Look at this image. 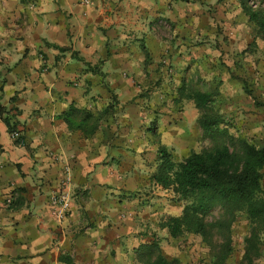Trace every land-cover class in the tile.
<instances>
[{
	"label": "crops",
	"instance_id": "crops-1",
	"mask_svg": "<svg viewBox=\"0 0 264 264\" xmlns=\"http://www.w3.org/2000/svg\"><path fill=\"white\" fill-rule=\"evenodd\" d=\"M249 23L238 0H0V264H144L152 242L195 261L200 237L170 236L180 207L150 175L160 146L190 151L187 63L233 62ZM71 107L100 127L70 128Z\"/></svg>",
	"mask_w": 264,
	"mask_h": 264
},
{
	"label": "trees",
	"instance_id": "trees-1",
	"mask_svg": "<svg viewBox=\"0 0 264 264\" xmlns=\"http://www.w3.org/2000/svg\"><path fill=\"white\" fill-rule=\"evenodd\" d=\"M248 21L254 25L255 36L264 40V7H253L249 2L238 0ZM259 3V2H258ZM249 94L250 91H247ZM180 99L192 100L200 115L198 125L203 136L211 145L199 151H191L180 161L173 159L165 146L158 148L155 169L151 181L164 189L171 190L172 198L183 205L179 215H168L163 223L173 238L184 234L200 237L208 248L209 264H228L233 253L232 227L240 217L249 224L245 237L241 264H253L261 256L264 232V139L250 143L242 137H235L224 124V119L215 108L216 95L181 84ZM254 104L264 111V101L253 98ZM0 107V116L2 115ZM71 107L64 118L70 128H79L85 134L100 127L98 116ZM4 120L9 130L15 129V122ZM219 210L214 216L213 211ZM144 264H181L169 260L152 242L137 249Z\"/></svg>",
	"mask_w": 264,
	"mask_h": 264
},
{
	"label": "rangeland",
	"instance_id": "rangeland-1",
	"mask_svg": "<svg viewBox=\"0 0 264 264\" xmlns=\"http://www.w3.org/2000/svg\"><path fill=\"white\" fill-rule=\"evenodd\" d=\"M255 1V6L251 2L249 4L253 7H257L258 4L264 7V0ZM249 29L253 41L248 46L236 50L233 62H224L221 59L206 63L190 62L187 63L186 73L182 75L184 84L191 88L214 92L216 95L215 108L223 116L226 127L235 137H242L250 143H255L264 139V111L253 101L254 97L259 101H264V40L255 36L254 25L251 22ZM180 107H177L178 112L183 111V109L179 110ZM187 109L192 133L189 138V152L209 147L211 140L203 136L198 125L199 111L193 110V107ZM166 148L171 151L174 160L180 161L183 158L173 154L174 149L171 147ZM262 186L264 187V178ZM171 205L174 209L180 207V212L182 211V203L174 201ZM218 212L219 210L215 209L213 215L217 216ZM248 234L247 220L244 217L238 218L232 227L233 253L227 261L228 264H241L245 237ZM263 246L262 249H264ZM204 247L206 250H202V254L200 252L192 255L195 261L191 259L189 264H209V250L205 245Z\"/></svg>",
	"mask_w": 264,
	"mask_h": 264
},
{
	"label": "built area",
	"instance_id": "built-area-1",
	"mask_svg": "<svg viewBox=\"0 0 264 264\" xmlns=\"http://www.w3.org/2000/svg\"><path fill=\"white\" fill-rule=\"evenodd\" d=\"M254 6L255 3H252ZM11 136L13 138H20L18 131H12ZM20 143L22 140L20 139ZM9 201V200H8ZM49 212L56 220H62L66 217L68 210V195L65 192H60L58 194L52 195L49 200Z\"/></svg>",
	"mask_w": 264,
	"mask_h": 264
}]
</instances>
